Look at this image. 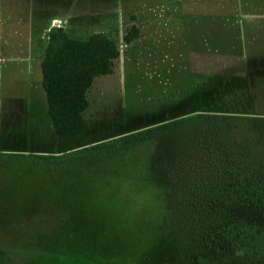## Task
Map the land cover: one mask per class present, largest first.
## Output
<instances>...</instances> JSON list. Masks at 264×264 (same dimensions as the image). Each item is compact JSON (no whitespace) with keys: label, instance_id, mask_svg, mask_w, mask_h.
<instances>
[{"label":"rangeland","instance_id":"374dc122","mask_svg":"<svg viewBox=\"0 0 264 264\" xmlns=\"http://www.w3.org/2000/svg\"><path fill=\"white\" fill-rule=\"evenodd\" d=\"M52 16L73 38L105 30L120 56L87 91L80 136L53 131L40 66L0 70V264H181L199 232L184 229L173 173L160 145L128 144L163 141L220 100L264 115V0H0V37L17 31L9 51L39 58L45 36L30 43L28 24Z\"/></svg>","mask_w":264,"mask_h":264},{"label":"trees","instance_id":"16d2710c","mask_svg":"<svg viewBox=\"0 0 264 264\" xmlns=\"http://www.w3.org/2000/svg\"><path fill=\"white\" fill-rule=\"evenodd\" d=\"M138 32L131 25L124 43L130 44ZM119 56L117 42L102 32L79 39L61 27L50 28L40 68L56 134H83L87 91L96 76L113 72ZM221 103L194 108L182 123L185 127L163 132V141L128 146L139 152L148 142L160 145L164 167L173 173L184 229L199 232V242L186 250L181 264H264V115L221 110ZM176 116L163 118V127H170ZM155 129L119 134L90 148L109 153L121 148L127 135ZM187 202L194 207L190 212Z\"/></svg>","mask_w":264,"mask_h":264},{"label":"crops","instance_id":"0c3cea01","mask_svg":"<svg viewBox=\"0 0 264 264\" xmlns=\"http://www.w3.org/2000/svg\"><path fill=\"white\" fill-rule=\"evenodd\" d=\"M62 19L64 21V24H66L68 22L67 19H64V18H62ZM48 20H49L48 23L45 22V24H41V25L40 24L39 25H37V24L34 25L35 23H33V22L28 24V28H30V30H32L31 31L32 34H31V36H30V38L28 40L30 43L32 42L33 39H35L36 36L37 37L39 36L40 30H43V36H45V41H46L47 34H48L50 28L52 26H60V20L61 19L59 17L52 16ZM57 21H59V24L55 23ZM8 24L9 23H6V25H8ZM17 24L18 23L16 22V25ZM132 25H134V24H132ZM34 27L37 29V32H35V28ZM62 27H64V29H65L67 27V25H64ZM136 27L139 29L138 26H136ZM109 28L110 27H106V29H109ZM14 32H16L15 33V37L14 36H12L10 38L7 37V36L6 37H0V70L8 72L7 74H11V77H12V73L14 72V70H17V69L26 72V74H28V75L29 74L33 75V73L38 70V66H40V62H41V59H42L43 55L38 58L37 56L33 55L31 52L24 53L22 51L20 54L13 53V51L10 52L9 51L10 50V46L14 45V44L16 45V40L18 39V37H17L18 32L17 31H14ZM95 32H102L105 35H107L108 37L114 39L105 30L95 31ZM92 33H94V32H92ZM182 36H184V33H182ZM137 37H138V35H137ZM19 45H22V44L20 43ZM40 70H41V68H40Z\"/></svg>","mask_w":264,"mask_h":264},{"label":"built area","instance_id":"2783aa9c","mask_svg":"<svg viewBox=\"0 0 264 264\" xmlns=\"http://www.w3.org/2000/svg\"><path fill=\"white\" fill-rule=\"evenodd\" d=\"M55 23H59V21L55 22Z\"/></svg>","mask_w":264,"mask_h":264}]
</instances>
